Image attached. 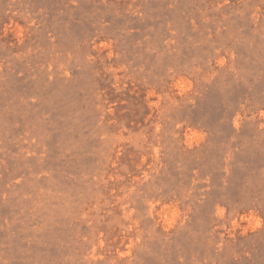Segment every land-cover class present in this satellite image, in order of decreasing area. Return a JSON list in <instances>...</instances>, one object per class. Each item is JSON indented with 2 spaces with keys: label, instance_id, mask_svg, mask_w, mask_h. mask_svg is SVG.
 <instances>
[{
  "label": "rangeland",
  "instance_id": "obj_1",
  "mask_svg": "<svg viewBox=\"0 0 264 264\" xmlns=\"http://www.w3.org/2000/svg\"><path fill=\"white\" fill-rule=\"evenodd\" d=\"M0 264H264V0H0Z\"/></svg>",
  "mask_w": 264,
  "mask_h": 264
}]
</instances>
